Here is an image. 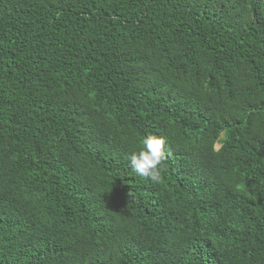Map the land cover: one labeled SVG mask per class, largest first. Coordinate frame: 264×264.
<instances>
[{
	"label": "trees",
	"instance_id": "16d2710c",
	"mask_svg": "<svg viewBox=\"0 0 264 264\" xmlns=\"http://www.w3.org/2000/svg\"><path fill=\"white\" fill-rule=\"evenodd\" d=\"M0 264H264V0H0Z\"/></svg>",
	"mask_w": 264,
	"mask_h": 264
},
{
	"label": "clouds",
	"instance_id": "9594fccd",
	"mask_svg": "<svg viewBox=\"0 0 264 264\" xmlns=\"http://www.w3.org/2000/svg\"><path fill=\"white\" fill-rule=\"evenodd\" d=\"M165 146L166 139L162 135L145 134L139 149L128 155L130 167L137 175L158 182L165 159Z\"/></svg>",
	"mask_w": 264,
	"mask_h": 264
}]
</instances>
